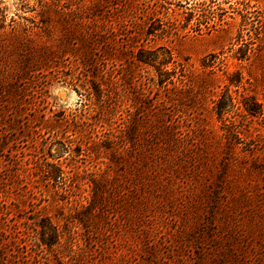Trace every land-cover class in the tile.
I'll list each match as a JSON object with an SVG mask.
<instances>
[{
	"label": "trees",
	"instance_id": "16d2710c",
	"mask_svg": "<svg viewBox=\"0 0 264 264\" xmlns=\"http://www.w3.org/2000/svg\"><path fill=\"white\" fill-rule=\"evenodd\" d=\"M205 5L188 7L190 3L185 6L180 0H18L10 16V8L0 0V113L13 108L10 120L27 118L24 102L32 100L33 84L42 79L83 78L91 84L88 94L105 103L121 81L136 90V112L118 132L87 147L86 154L73 149L75 161L82 156L94 160L95 150L104 152L117 175H92L86 204H80L78 214H60L63 225L40 215L28 233L18 231L13 241L7 242L2 233L0 264H50L54 252L88 254L87 242H95L99 233L104 241L115 236L100 246L112 249L111 264H264V135L251 131L254 119L264 120V105L247 94L237 102L230 88L240 94L243 76L235 72L213 101L219 132L207 126L183 130V112L176 114L177 107L195 102L193 95L210 88L216 94L221 86L188 74L169 47L148 46L165 35H177L179 19L173 20L170 11H192L183 14L196 19L197 32L203 25L209 32L216 30L215 11ZM137 12L147 14L144 23H134ZM241 16L242 25H251L256 38L250 36L247 51L241 49L237 59L250 60L252 53L259 61L264 17L258 16L256 26L249 15ZM216 60L214 55L202 60L209 75L224 64ZM117 66L124 72L120 82L112 77L113 85H106ZM140 68L155 74L142 83ZM40 108L33 114L42 112ZM166 111L176 118L166 119ZM3 140L0 135V143ZM47 167L45 177L70 204L74 177L57 164ZM253 173L259 174L260 183L243 185ZM170 222L174 226L168 231ZM130 232L138 234L140 247L131 245ZM79 236L84 248L79 247ZM155 236L160 241L155 242ZM119 246L125 248L123 254Z\"/></svg>",
	"mask_w": 264,
	"mask_h": 264
},
{
	"label": "rangeland",
	"instance_id": "374dc122",
	"mask_svg": "<svg viewBox=\"0 0 264 264\" xmlns=\"http://www.w3.org/2000/svg\"><path fill=\"white\" fill-rule=\"evenodd\" d=\"M2 1L6 2L10 8L11 16L16 11L18 0ZM137 1L143 3L148 0ZM180 1L185 6L190 3L188 7L194 6V3L205 2L207 9L215 11L216 30L209 32L203 25L202 31L197 32V21L190 14L192 11L177 10L180 15L170 11V17L173 20L179 19L177 35H165L164 38L150 42L148 46L164 45L169 47L177 61L186 65L188 74L221 86L214 90L216 94L211 93L212 88H210L204 93L193 95L196 96L195 102L188 101L186 106H179L176 109V114H179L178 111L183 112L180 124L183 130L190 126L192 128L207 126L211 131L218 133L221 124L216 120L213 101L221 95L225 86L229 84L228 77L235 72H239L243 76L242 85L239 88L240 94L235 92L237 88H230L233 97L237 98V102L242 100L240 95L247 94L255 96L264 105V37L259 61L252 53L250 60L240 61L237 59V56L241 55V49L247 51L246 44L250 41V36L253 39L256 38L251 25L247 27L242 25L241 13L249 15L257 26L258 16L263 15L264 17V0ZM184 12L190 13L185 15ZM135 17L134 23L137 25L144 23L148 18L147 14L139 12ZM132 27L133 25L129 26V30ZM209 55L217 57V65L224 62L223 65L215 67V75H209L210 70H205L201 64L202 60ZM140 73L144 76L142 83L147 82L146 78L153 77L155 74L146 68H140ZM123 74L121 67L117 66L113 69L111 77H108L106 85H113L112 77L119 78L120 82ZM123 84L124 81H121L111 91L109 100L105 96L104 99L107 100L105 103L100 101L97 96L88 94L91 84L83 78L75 77L72 80L70 77L58 76L42 79L36 81L35 85L33 84L34 97L32 100L24 102L28 108L24 110L23 114L27 115V118L19 120V116H16V121L10 120L13 108L0 113V135L4 137L0 143V238L4 233L7 242H9L13 241L18 231L22 234L28 233V227L34 220L39 219L40 215H47L55 223L63 225L64 222L61 220L60 214H78L81 210L80 204H86L85 198L89 197L91 193L92 175L95 173H107L110 177L117 175V169L112 168L111 162L104 152L99 153L95 150L94 160L82 156L75 161L73 149L86 154L84 152L87 147L99 142L108 133L118 132L121 124L128 120L131 114H135L136 90L127 89V86ZM140 84L141 82H138L137 87ZM145 89L147 92L149 91L148 88L145 87ZM37 106L41 107L42 112L34 115L33 109ZM172 109L173 107H170V110ZM165 113L166 119L176 118V115L172 116L169 111ZM3 127L4 130L1 131ZM251 129L254 135L257 133L264 135V120L254 119ZM211 136L208 135L205 139ZM68 150L69 152H67ZM47 164H57L66 175L74 177V192L70 196V204H67L66 200L63 201V196L60 197V194L56 192L55 183L45 177L48 169ZM246 171L244 172L246 173ZM253 174L255 175H252L243 185H251V182H253L252 185H255L259 174ZM261 178L264 181V175ZM173 179L177 182L176 188H178L179 181L175 179L174 175ZM60 207H64L65 211L59 210ZM173 226V223L170 222L167 227L168 231ZM77 230L85 233L81 226H78ZM129 235L132 246L140 247L142 245L138 234L130 232ZM103 236V233H99L93 239L95 242H87L88 254L77 251L68 257V251L65 252V256L61 253H50V264L113 263L112 249L107 248L103 251L100 246L108 245L115 236L105 241ZM160 238V236H155V242L160 241ZM116 239L122 244V239L119 237ZM2 240L0 239V241ZM78 244L81 248L85 247V241L81 236L78 237ZM12 247L7 249L8 255L11 254ZM124 250L123 246H119L121 254ZM134 251H138V248Z\"/></svg>",
	"mask_w": 264,
	"mask_h": 264
}]
</instances>
